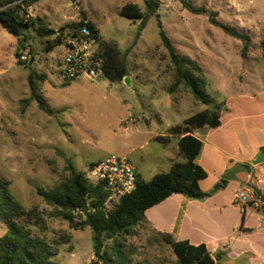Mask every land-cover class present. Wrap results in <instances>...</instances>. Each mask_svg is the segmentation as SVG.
<instances>
[{
    "label": "rangeland",
    "instance_id": "374dc122",
    "mask_svg": "<svg viewBox=\"0 0 264 264\" xmlns=\"http://www.w3.org/2000/svg\"><path fill=\"white\" fill-rule=\"evenodd\" d=\"M21 1L25 7L27 0H14L13 4ZM159 1L158 18L176 53L193 62L197 68L191 66L194 75L206 82V93L213 99L207 106L195 101L182 86L168 93L174 80L173 66L158 35L157 17L148 16L140 31L139 20L119 16L126 3L136 4L145 13L143 0H37L25 12L58 33L79 22L83 11L100 37L127 55L130 86L123 81L112 83L102 74L92 81L63 83L60 72L68 37L47 51L45 40L33 31L19 39L0 25V177L9 182V190L21 207L34 213L24 227L32 238L49 246L57 263L176 264L169 245L146 221L135 227L132 236L106 240L103 249L108 260L101 262L93 253L92 231L71 228L37 190L46 191L63 182L68 177L67 163L86 174L90 163L109 156L124 158L133 146L143 144L142 136H132L126 129L132 128V117L149 121L148 126L139 119L141 129L164 133L165 127L180 124L201 109L221 106L235 91L252 93L264 84V54L259 48L264 43V0H187L195 8L217 12L218 22L249 36V59L241 57L242 43L211 25L206 15L188 12L177 0ZM250 76L252 84L239 83ZM35 98L54 114L44 113ZM239 107L240 115L257 112L249 103ZM141 153L147 154L144 166L150 169L155 157L162 154V146L149 141L130 160ZM216 173L214 166L207 187L215 181ZM244 176L243 172L236 174L238 179ZM232 181L225 189L218 184L211 191L220 187L217 198L229 199L235 184ZM117 203L106 199L105 211L113 210ZM7 229L0 222V238Z\"/></svg>",
    "mask_w": 264,
    "mask_h": 264
},
{
    "label": "trees",
    "instance_id": "16d2710c",
    "mask_svg": "<svg viewBox=\"0 0 264 264\" xmlns=\"http://www.w3.org/2000/svg\"><path fill=\"white\" fill-rule=\"evenodd\" d=\"M13 1L0 0V25L9 34L20 39L31 30L45 40L46 50L50 51L61 45L66 37H77L85 23L90 30V36L97 40L96 56L102 60V75L112 83L121 82L128 76L127 55L121 53L115 43L104 41L96 27L87 20L83 11H80L79 22L71 23L57 33L39 17H29L25 14L27 8L37 0H27L25 7H23L24 1L15 5ZM177 1L194 15H206L211 25L239 40L242 43L241 56H246L252 45L249 36L237 33L218 22L215 11L203 7L195 8L187 0ZM143 2L145 13L136 4L126 3L120 7L119 16L133 21L139 20L140 31L144 28L148 16L157 17L158 35L173 66L174 80L168 88V93H174L182 86L191 93L195 101L207 106L211 102V97L206 93V82L194 75L195 70L191 66L196 65L176 53L172 42L163 30L157 14L160 1L143 0ZM259 48L264 54V43L260 44ZM16 57L20 56L16 54ZM35 100L44 113L49 116L54 114V111L40 98ZM218 118L219 107L215 106L187 118L180 125L169 128L167 131L169 135H183L178 141V150L185 161L175 164L168 172L155 175L149 181L137 178L134 189L123 195L109 212L104 208V202L109 194L104 184L89 183L85 173L76 171L69 163L66 167L68 177L63 182L46 191L38 189L37 194L47 205L52 206L56 215L67 221L71 228L83 230L88 227L92 231L94 256L105 263L108 259L103 249L104 242L116 236H132L135 227L145 222L146 210L160 204L173 194L197 201H203L209 196L199 187V182L206 178V172L195 162L200 154L202 142L193 137L191 132L203 127H217ZM165 140L167 139L162 137L156 138V141L161 143ZM226 183L227 181L221 180L223 187ZM9 185L7 180L0 177V222L8 227L6 234L0 238V264H60L52 260L49 246L32 238L30 232L24 227L26 220L33 219L35 215L32 211H25L21 207L11 194ZM253 193L262 201L261 208L264 209V197L256 190ZM159 235L171 248L176 257V264H216L220 259L219 255L212 257L205 245L193 246L186 241H174L167 234L159 233Z\"/></svg>",
    "mask_w": 264,
    "mask_h": 264
},
{
    "label": "crops",
    "instance_id": "0c3cea01",
    "mask_svg": "<svg viewBox=\"0 0 264 264\" xmlns=\"http://www.w3.org/2000/svg\"><path fill=\"white\" fill-rule=\"evenodd\" d=\"M250 57L248 53L242 58ZM127 70L131 84L128 64ZM252 78H242L239 83L245 81L252 84ZM242 103H249L257 112L238 114ZM218 107L217 127H203L191 132L193 137L202 142L200 154L195 162L206 172V178L199 182V187L209 196L203 201H197L173 194L146 210L145 221L153 231L170 235L174 241H186L193 246L205 245L212 257L220 256L216 264L223 260L229 261L230 264H264V209L261 208L262 201L253 193L256 190L264 197V163L256 161L257 157L264 153V84L252 93L235 91ZM205 109L211 108L206 107L193 115ZM189 117L184 118L180 124ZM139 119L149 126V121L142 116L132 117V128L126 129L132 136H142L145 142L137 147L133 146L124 158L134 166L137 178L149 181L155 175L168 172L175 164L185 161L178 150V141L183 135L167 133L169 128L180 124L165 127L164 133H150L138 126ZM251 120L256 122L255 125L249 123ZM157 137L167 140L161 143L156 141ZM149 141L159 143L162 146V154H158L153 166L147 169L144 166L146 153L133 157V161L129 157L135 151L143 150ZM93 164L95 163H90ZM214 166L217 169L216 179L207 187L209 171ZM235 166L242 167L245 176L240 179L236 177L232 181L235 184L232 186L230 198H217L216 192L210 194L214 186L222 185L224 175ZM227 187L228 185H225L223 188ZM239 191H243L247 196L245 204L234 203V196Z\"/></svg>",
    "mask_w": 264,
    "mask_h": 264
},
{
    "label": "built area",
    "instance_id": "2783aa9c",
    "mask_svg": "<svg viewBox=\"0 0 264 264\" xmlns=\"http://www.w3.org/2000/svg\"><path fill=\"white\" fill-rule=\"evenodd\" d=\"M65 54L62 59L63 69L60 72L63 83L78 79L95 80L102 74V60L96 56L97 40L90 36V30L84 23L79 35L68 37L64 43ZM22 60L26 57L21 56ZM87 181L93 185L102 183L108 191L107 200H116L130 193L137 180L134 166L126 158L109 156L87 169ZM247 196L239 191L234 196V203L245 204Z\"/></svg>",
    "mask_w": 264,
    "mask_h": 264
},
{
    "label": "water",
    "instance_id": "95a60500",
    "mask_svg": "<svg viewBox=\"0 0 264 264\" xmlns=\"http://www.w3.org/2000/svg\"><path fill=\"white\" fill-rule=\"evenodd\" d=\"M123 82L127 85V86H130V80L128 77H125L123 79ZM256 161L258 163H264V153L263 154H260ZM238 172H243V168L240 167V166H235L234 168H232L225 176H224V180L225 181H232V180H235L236 179V174ZM218 189H220V187H217L215 190H213L212 192H210V194H214ZM87 208H85L86 210Z\"/></svg>",
    "mask_w": 264,
    "mask_h": 264
}]
</instances>
